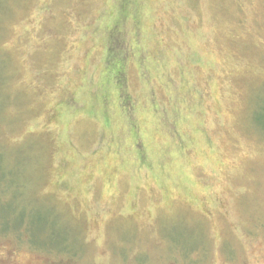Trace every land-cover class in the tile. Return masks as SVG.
Segmentation results:
<instances>
[{
	"label": "rangeland",
	"instance_id": "374dc122",
	"mask_svg": "<svg viewBox=\"0 0 264 264\" xmlns=\"http://www.w3.org/2000/svg\"><path fill=\"white\" fill-rule=\"evenodd\" d=\"M257 108L264 0H0V264H264Z\"/></svg>",
	"mask_w": 264,
	"mask_h": 264
},
{
	"label": "trees",
	"instance_id": "16d2710c",
	"mask_svg": "<svg viewBox=\"0 0 264 264\" xmlns=\"http://www.w3.org/2000/svg\"><path fill=\"white\" fill-rule=\"evenodd\" d=\"M2 1V0H1ZM5 1V0H4ZM106 64H108L107 66L109 67L108 69H109V71H110V69L111 68H113L112 70V74H111V72H109V74L110 75H112V76H114V78L117 76L118 78H119V80H116L115 81V85H117L118 83H119V85H117L118 87H117V89L120 91V92H124L125 91V89H123V86L122 85H120L121 83V79H120V77H122L123 76V74H124V72L122 71V68H121V66H119V63H118V61L117 60H115L114 59V61L111 63L110 61H109V59L107 60V62H106ZM124 78V77H123ZM116 79V78H115ZM260 109L259 108H257V110H256V112H255V114L253 115V123H254V128H256L257 130H259L260 132H258L257 130V132L260 134V135H262L263 137H264V121H262V120H264V111L262 112V115H263V117L260 115V111H259ZM1 164V163H0ZM0 170H1V172H0V176H4L5 177V175L6 174H9L8 172H3L2 171V167H1V165H0ZM1 178H3V177H1ZM0 178V179H1ZM9 180H11V176L9 175V178H8ZM9 183V182H8ZM20 216H21V222H20V224H19V227H20V225H23V224H25L24 223V219H22V218H24V214L23 213H21L20 214ZM10 222H12V221H10L9 220V217L7 218V220L5 221V223L6 224H8V223H10ZM2 223V221H0V224ZM31 222H30V224L28 225V224H25L24 226H25V231L27 232V236L29 237V239H30V242H31V244L33 245V246H35V247H37V248H39V249H42V248H40V247H38L37 246V242H35V239H33V236H31V231H30V229H31ZM2 226V225H1ZM19 227L18 228H16V229H19ZM12 229V228H11ZM16 229H14V230H16ZM8 230V225L6 226V229H5V231H7ZM42 231H43V229H41ZM4 231V230H3ZM45 249V248H44ZM178 249H180L181 251L179 252L180 254H181V258L182 259H185V260H187L186 258H185V255L183 254V250H182V247L180 246V248H178ZM45 250H47V251H50L49 249H45ZM192 255V254H191Z\"/></svg>",
	"mask_w": 264,
	"mask_h": 264
}]
</instances>
